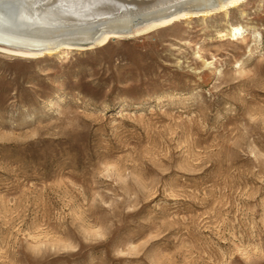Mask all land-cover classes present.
<instances>
[{
	"label": "rangeland",
	"instance_id": "obj_1",
	"mask_svg": "<svg viewBox=\"0 0 264 264\" xmlns=\"http://www.w3.org/2000/svg\"><path fill=\"white\" fill-rule=\"evenodd\" d=\"M80 45L0 53V264H264V0Z\"/></svg>",
	"mask_w": 264,
	"mask_h": 264
},
{
	"label": "bare ground",
	"instance_id": "obj_2",
	"mask_svg": "<svg viewBox=\"0 0 264 264\" xmlns=\"http://www.w3.org/2000/svg\"><path fill=\"white\" fill-rule=\"evenodd\" d=\"M243 1L0 0V53L26 60L80 44L100 47L115 38L147 36L180 19L225 12ZM253 31L234 26L219 37L244 40Z\"/></svg>",
	"mask_w": 264,
	"mask_h": 264
}]
</instances>
